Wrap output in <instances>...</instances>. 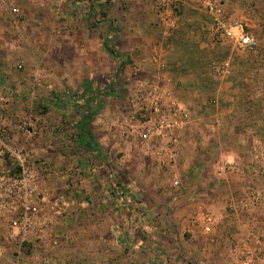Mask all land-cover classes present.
I'll use <instances>...</instances> for the list:
<instances>
[{
  "label": "rangeland",
  "instance_id": "1",
  "mask_svg": "<svg viewBox=\"0 0 264 264\" xmlns=\"http://www.w3.org/2000/svg\"><path fill=\"white\" fill-rule=\"evenodd\" d=\"M160 1L0 0L2 162L9 169L10 151L22 153L25 169L35 174L46 196L42 217L50 221L48 238L31 239L41 260L56 253L62 264H232L233 247L264 229V131L253 129H264V118L258 121L250 113L264 110V2L216 0L257 38L259 53H241L209 32L211 39L199 43L204 64L200 82L181 85L184 93L177 96L169 76L173 70L163 55L173 48L170 38L185 3L180 11H167ZM208 1L199 0V9L191 10L200 24L211 22ZM238 6L246 19L240 20ZM149 34L155 41H145ZM141 43H150L141 55L143 64L130 60ZM150 85L170 89L188 113L182 154L172 169L148 158L137 134L128 131L142 119L134 114ZM83 94L89 103L85 113L72 102ZM83 126L87 139L98 144L101 162L86 172L104 169L101 175L113 191L109 201L80 194L78 171L89 161L78 146ZM254 141L263 145L253 149ZM186 143H193L195 154L182 173ZM240 143L251 146L244 151ZM235 159L251 163L238 165ZM63 163H69L63 169L77 179L65 193L57 180L66 174ZM88 180L92 187L100 184ZM52 193L56 214L46 208ZM176 194L197 195L196 205L208 199L213 203L215 211L191 207L186 212L193 213L198 234L177 223ZM67 197L74 200L68 207ZM207 212L216 219L211 232L200 222ZM240 223L248 224L246 232ZM51 236L58 237L57 247H51ZM11 246L3 247L15 257L27 252L26 243L17 250Z\"/></svg>",
  "mask_w": 264,
  "mask_h": 264
},
{
  "label": "built area",
  "instance_id": "2",
  "mask_svg": "<svg viewBox=\"0 0 264 264\" xmlns=\"http://www.w3.org/2000/svg\"><path fill=\"white\" fill-rule=\"evenodd\" d=\"M184 3L185 0H161L160 8L180 11ZM206 14L210 17L209 32L213 37L232 43L241 53H259L257 38L243 22L229 17L221 2L208 1ZM140 97L134 115L142 119H136V124L128 131L137 134L148 158L157 161L162 168L172 169L182 154V135L187 129L188 113L168 88L150 85ZM5 149L0 145V161L6 156ZM10 152V168H0V217L8 221L11 232L21 245L33 238L47 240L50 221L42 217L46 196L35 174L25 169L26 157L16 151ZM200 222L206 231L211 232L216 219L207 212ZM49 241L52 248L59 245L58 237L51 236ZM232 252V264H264V229L246 236Z\"/></svg>",
  "mask_w": 264,
  "mask_h": 264
},
{
  "label": "crops",
  "instance_id": "3",
  "mask_svg": "<svg viewBox=\"0 0 264 264\" xmlns=\"http://www.w3.org/2000/svg\"><path fill=\"white\" fill-rule=\"evenodd\" d=\"M260 2H264V0H261ZM259 3V1H258ZM241 6V4H240ZM240 6H238L237 9H240ZM192 9H199V0H187L185 2V5L183 7V13L181 14L179 20V26H178V30L175 33V35H173L170 38L171 44H172V49L169 48L168 51L165 50V53L163 55L164 60H166V63H168V69L173 70L171 72H169V76L173 79L174 84V88L176 89V94L177 96L182 95L184 93V91H182L181 89L183 87H181V85H189V84H193V83H199L200 82V76L202 75L201 73V68H203L204 64H203V59H200L199 57V49H200V44L202 43L201 41H203L202 39L206 40H210L211 36L209 35V29H210V24L209 25L206 23H202L200 24V20L197 16L196 11L195 13L192 12ZM242 9H240V20L242 19H246L248 16L245 15L244 13L242 14ZM207 26V27H206ZM208 32V33H207ZM149 37V38H148ZM158 38V37H157ZM156 39V37L154 36V34H149L146 38L145 41H150ZM159 42V41H158ZM204 42V41H203ZM140 43V42H139ZM163 43V42H162ZM196 43V44H195ZM147 46L150 43H146ZM146 44H137L136 46H138V51L136 54V57L133 58L131 53H129V55H131L130 60L135 61L137 63L143 64V59H141V55H144V53L147 52V48ZM200 46V47H199ZM167 48V47H166ZM164 47H158V50L160 53H162L164 51ZM132 50V49H131ZM136 50V47H135ZM130 52V50H129ZM136 64V63H135ZM86 94H83V96H80L78 98H75L74 100H72V102H75V106L79 107V108H84V113L86 111V106L87 103L86 100L83 101V99H81L82 97L84 99H86ZM241 96V95H240ZM63 99V98H62ZM80 101H79V100ZM95 101V100H94ZM91 103V102H90ZM255 103H252L251 105L248 106L249 109H246L244 112L245 114H249V110L252 106H254ZM78 109V108H76ZM262 108L259 107L258 109L253 108L251 110V115L254 119H257L258 121L262 120V118H264V110H261ZM82 110V109H80ZM78 111V110H77ZM79 114H81V112H79ZM60 122V121H59ZM58 123V122H57ZM85 126L81 127L80 130H78V135H79V142H78V146L81 150V153H84L88 156V163L85 165V168H83L81 171L82 173L79 172L78 176L81 177V181L79 182L82 186V190L80 191V194L82 196H104V201H109L110 199V195L113 193V191H111L110 186L105 184V177L101 175V172L104 169L100 166V167H95L94 170L92 171V174H90L89 172H86V168L89 165H92L93 163H101L99 160V148H98V144L97 143H93V140L90 141L89 139H87L88 136V132L85 131ZM254 132L255 133H262V131H264V129H262L261 125H256L254 128ZM83 138V139H82ZM255 140H259V137ZM193 143H186V145H184L185 147V151L183 154V158L181 159V164H180V171L183 172H187V170H189V168L191 167V164L193 163V154L194 151H190V147L192 146ZM242 148L241 150H244V148H246L247 151V147L250 145L251 143H240ZM264 144V143H263ZM262 143H256V141H254L253 145L251 147L256 148V147H260L263 145ZM50 147L48 149V152L52 153V151H50ZM245 151V150H244ZM236 163L242 164V163H251V161H244L242 163H240V161H238L237 159ZM261 160L263 161V158H261ZM261 160L259 162H261ZM27 161V160H26ZM72 162V161H71ZM264 163V161H263ZM69 164V163H68ZM67 163H63L64 166L62 167L63 173L66 172L63 167L68 166ZM75 164V162H72L73 165ZM11 166V164H10ZM244 166V165H243ZM0 168L1 169H7V167L4 165V163L2 161H0ZM71 171V170H70ZM89 171V170H88ZM104 174V173H103ZM195 175H197V172L195 173ZM52 176V175H51ZM195 177V176H194ZM91 180H95L98 181L100 184L97 185H93V187L87 183V181H89L88 179ZM73 179V180H71ZM58 180V184H60V187L62 186V193L68 192L67 190H69L70 185L74 184V180L77 181V179L74 178V176L69 173L66 172V174L63 176L62 174H60V179ZM51 183L54 184V181L51 179ZM56 186V184H54ZM58 186V185H57ZM73 188V187H71ZM55 190V188L53 189V191ZM208 192L206 191V194ZM178 194V193H177ZM177 194L175 196H177ZM191 192L186 193L184 195H190ZM195 195V192L192 193V195ZM67 195L69 196V194L67 193ZM193 195V196H194ZM54 194L52 193V195L49 198L48 204H47V210L48 212L52 213V212H56L57 213V209L55 205L56 199L54 200L53 197ZM79 197V196H78ZM197 197V195L194 198H187L186 196H180V198L175 199V206H177L176 211L178 214L177 217V223L179 224L180 228H182V230L185 228L190 229L191 232H193L194 234H198V229L196 228V223L197 221L192 222V214H187L186 212L191 207H193L192 209L195 211H202V210H212L213 203H211V201L205 200L204 205L201 204H194V199ZM72 198V196H71ZM101 198V197H100ZM66 203L64 205H66V207H68L69 205V201L72 200L69 197L66 198ZM74 201V200H72ZM76 201V199H75ZM80 201V200H79ZM189 208V209H188ZM67 210V209H66ZM215 211V210H212ZM248 212V211H247ZM55 213V214H56ZM183 214V215H182ZM187 216V217H186ZM57 216H55L56 219ZM241 222V221H240ZM248 224H242L240 223V228L246 232V228ZM229 226V225H228ZM244 234V233H243ZM241 239V238H240ZM30 242V241H29ZM34 242V241H33ZM18 243V244H17ZM21 242L20 240L15 237V234H13L11 232V229L9 227V223L7 220H4L0 217V264H62V260L55 254L49 255V256H44L45 259L41 260L42 258L38 257L35 253L36 249L34 250L33 248H36L35 244L32 243H28L26 242V246H27V252H23L24 250H20L21 252L19 253V255L16 257L12 254V251L10 250H5V245H12V250H17L19 248ZM32 244V245H31ZM3 245V246H1ZM25 245V243H24ZM33 246L31 249L29 246ZM2 250V251H1ZM30 250V252H29ZM31 254H29V253ZM14 258L16 259V261L14 260Z\"/></svg>",
  "mask_w": 264,
  "mask_h": 264
},
{
  "label": "trees",
  "instance_id": "4",
  "mask_svg": "<svg viewBox=\"0 0 264 264\" xmlns=\"http://www.w3.org/2000/svg\"><path fill=\"white\" fill-rule=\"evenodd\" d=\"M93 93H94V92H93ZM96 94H97V93H96V91H95V93H94V95H95V98L97 97V95H96ZM86 95H87V94H86ZM81 99H83V101H84V100H86V102H87V98H86V99H84V98L82 97ZM93 99H94V98H91V100H92V101H93ZM78 100H79V99H78ZM79 101H80V100H79ZM85 123H87V122H85Z\"/></svg>",
  "mask_w": 264,
  "mask_h": 264
}]
</instances>
